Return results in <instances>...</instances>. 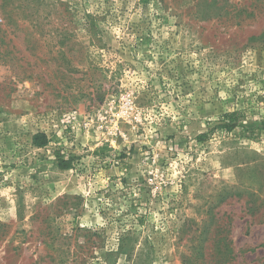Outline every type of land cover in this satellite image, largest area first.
<instances>
[{
	"label": "rangeland",
	"instance_id": "374dc122",
	"mask_svg": "<svg viewBox=\"0 0 264 264\" xmlns=\"http://www.w3.org/2000/svg\"><path fill=\"white\" fill-rule=\"evenodd\" d=\"M0 264H264V0H0Z\"/></svg>",
	"mask_w": 264,
	"mask_h": 264
},
{
	"label": "trees",
	"instance_id": "16d2710c",
	"mask_svg": "<svg viewBox=\"0 0 264 264\" xmlns=\"http://www.w3.org/2000/svg\"><path fill=\"white\" fill-rule=\"evenodd\" d=\"M235 114H236V112H228V113L224 114L223 117L230 118V117L234 116ZM33 143H34V145H36L38 147H43V146L47 145L48 138L45 134L38 133V134L33 136ZM60 166H62L63 168L68 167L65 164H63V162H62V164L60 163Z\"/></svg>",
	"mask_w": 264,
	"mask_h": 264
}]
</instances>
